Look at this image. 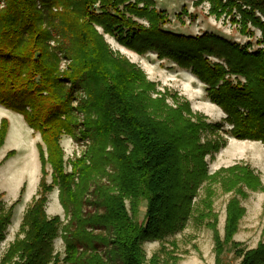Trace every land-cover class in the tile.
<instances>
[{"label":"trees","instance_id":"trees-1","mask_svg":"<svg viewBox=\"0 0 264 264\" xmlns=\"http://www.w3.org/2000/svg\"><path fill=\"white\" fill-rule=\"evenodd\" d=\"M191 1L194 7L208 3L211 16L229 19L242 35L252 38L259 30L263 47L253 51L251 44L241 47L212 34L192 38L167 32L169 17L154 0H0V106L21 115L42 141V179L23 217L24 238L10 245L0 264H175L179 258L169 248L148 258L143 245L162 243L185 227L202 183L219 181L223 192L238 196L244 187L264 190L248 165L209 175L206 157L220 146L203 142L202 135L223 126L208 123L188 104L174 108L164 95L153 98L155 84L105 40L104 35L114 36L139 55L155 51L160 60L191 69L208 87L210 101L226 113L230 134L264 143V0ZM63 58L71 62L66 72ZM80 91L85 98L74 108ZM80 125L84 131L77 132ZM8 131L3 118L0 147ZM79 133L91 146L68 172L60 141L64 134L79 140ZM12 156L8 153L0 166ZM56 187L70 216L67 224L46 211ZM24 191L25 186L21 195ZM2 198L0 246L17 205L7 208ZM207 208L199 218L213 230L216 264L228 250L242 258L240 264H264V243L246 252L233 240L244 214L239 199L227 204L223 238L211 203ZM59 236L64 258L54 245Z\"/></svg>","mask_w":264,"mask_h":264},{"label":"rangeland","instance_id":"rangeland-1","mask_svg":"<svg viewBox=\"0 0 264 264\" xmlns=\"http://www.w3.org/2000/svg\"><path fill=\"white\" fill-rule=\"evenodd\" d=\"M156 7L160 11H165L169 17V23L163 30L183 35L186 37H197L203 34H212L226 41L245 47L251 44L253 51H257L263 46L258 44L261 40L259 30L255 31V37H248L239 32V27L232 24L229 19L222 17L217 19L209 14L210 5L204 3L199 7L193 6L191 0H154ZM183 9H185L183 11ZM184 13V14H183ZM181 15V17L179 16ZM136 21L149 28V24L144 20ZM100 33H103L98 28ZM107 44L116 55L126 58L130 63L137 65L146 75L149 82L155 84L156 93L153 98L166 96L167 103L172 107L176 104H188L194 114H201L207 118V122L212 125H222V130L215 134L205 133L202 141L206 139L218 141L219 150L213 156L206 157L209 175H214L220 170L228 169L236 165H248L259 177L262 187H264V143L262 141L238 140L230 134V127L225 123L226 113L215 103L210 101L207 93V86L201 82L191 71L180 67L169 59L160 60L155 51H149L145 55H139L135 51L122 46L114 36L104 35ZM52 45L53 42H52ZM212 63L220 62L219 59L208 57ZM71 62L68 58H63L61 69L68 70ZM245 83L242 77H232ZM161 94V96H160ZM176 96V97H175ZM172 97V98H171ZM85 98L83 91L78 92L74 102L77 108L80 100ZM177 98L178 103L175 102ZM213 105V106H212ZM260 105V104H259ZM260 108H264L260 105ZM15 114L20 116L16 121ZM261 114L264 111L261 110ZM79 116L84 118L83 115ZM264 116V115H263ZM5 118L10 122L11 132L6 137L5 144L0 147V163L8 153L13 152V156L0 166V194L3 195V202L7 208L17 203L10 226L6 232V238L0 246V261L11 244L17 239H23L24 235L20 231L24 214L31 205L33 198L39 192V184L42 179V167L39 157L38 145L42 144L38 133L31 130L21 115L0 107V124ZM77 132L84 131L83 126L76 129ZM79 140L69 134H64L60 144L64 151V164L68 172L73 170L74 164L84 155L91 143L79 133ZM47 181L52 183V169L48 165L46 169ZM25 186L24 194L21 190ZM243 195L235 192H223L221 183L205 181L198 190L197 196L193 200L194 209L185 227L175 235H169L164 241H146L143 248L148 258L159 253L162 246L169 248L178 256L179 260L175 264H216V251L213 230L202 222L199 215L202 211H208L207 206L212 205L213 214L218 218L217 229L221 237L225 235V224L227 218V204L233 198L239 199L244 214L239 223V229L234 235V242L242 245L241 249L246 252L256 250L261 243H264V190L259 188L251 190L244 187ZM47 214L50 218L60 216L64 224H67L70 216L64 210L60 201L59 188L56 187L48 196ZM20 200V202H18ZM128 208L130 209L129 204ZM146 205L143 204L138 219L143 220ZM56 252L65 257V244L59 236L54 242ZM100 250V249H99ZM234 251V250H232ZM228 250L223 256L222 264H240L242 258L236 257L234 252ZM164 260H168L165 257Z\"/></svg>","mask_w":264,"mask_h":264},{"label":"crops","instance_id":"crops-1","mask_svg":"<svg viewBox=\"0 0 264 264\" xmlns=\"http://www.w3.org/2000/svg\"><path fill=\"white\" fill-rule=\"evenodd\" d=\"M1 107V106H0ZM11 115H14L13 117L15 118V120L17 121L18 120V118H20V116H17V115H15V114H11ZM18 117V118H17ZM22 117V116H21ZM23 118V117H22ZM11 125H12V123L10 122V129H9V134H10V130H11Z\"/></svg>","mask_w":264,"mask_h":264},{"label":"bare ground","instance_id":"bare-ground-1","mask_svg":"<svg viewBox=\"0 0 264 264\" xmlns=\"http://www.w3.org/2000/svg\"><path fill=\"white\" fill-rule=\"evenodd\" d=\"M213 106V105H212Z\"/></svg>","mask_w":264,"mask_h":264}]
</instances>
